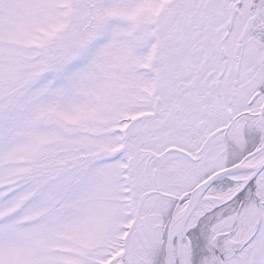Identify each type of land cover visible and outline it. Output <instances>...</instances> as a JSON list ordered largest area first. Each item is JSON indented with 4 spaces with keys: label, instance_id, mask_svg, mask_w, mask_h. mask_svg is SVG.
Segmentation results:
<instances>
[{
    "label": "snow or ice",
    "instance_id": "6c2138e0",
    "mask_svg": "<svg viewBox=\"0 0 264 264\" xmlns=\"http://www.w3.org/2000/svg\"><path fill=\"white\" fill-rule=\"evenodd\" d=\"M0 264H264V0H0Z\"/></svg>",
    "mask_w": 264,
    "mask_h": 264
}]
</instances>
